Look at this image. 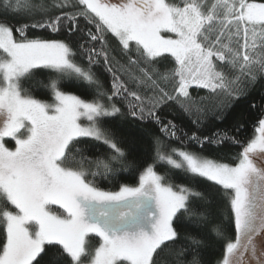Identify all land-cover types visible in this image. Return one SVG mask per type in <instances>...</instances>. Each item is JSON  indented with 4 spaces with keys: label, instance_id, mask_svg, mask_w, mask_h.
Wrapping results in <instances>:
<instances>
[{
    "label": "snow or ice",
    "instance_id": "snow-or-ice-1",
    "mask_svg": "<svg viewBox=\"0 0 264 264\" xmlns=\"http://www.w3.org/2000/svg\"><path fill=\"white\" fill-rule=\"evenodd\" d=\"M258 89L264 0H0V264H264Z\"/></svg>",
    "mask_w": 264,
    "mask_h": 264
},
{
    "label": "trees",
    "instance_id": "trees-1",
    "mask_svg": "<svg viewBox=\"0 0 264 264\" xmlns=\"http://www.w3.org/2000/svg\"><path fill=\"white\" fill-rule=\"evenodd\" d=\"M81 24H83V21H81ZM43 35L47 36L46 33H44ZM48 38H62V37L49 36ZM97 47H99V45H97ZM112 47H115L114 42H112ZM97 71H98V75H100L101 80L105 82V85L107 87L110 84V79H111L110 76L103 71L102 67L98 68ZM258 91H264V89H258ZM204 94L205 93L203 91L200 92V95H204ZM37 95L41 96V98H45V99L48 98L47 96H42L40 92H37ZM257 99H259V96H257ZM169 118H171V117H169ZM177 123H182V125L186 126V127L188 126V122L186 119H184L183 121L177 120ZM137 127L144 128L146 133L149 135L155 131V129L149 124L140 125L137 122ZM219 127L228 128L229 125H227V124L219 125ZM211 130L214 131L215 129H211ZM204 134H210V131L206 130ZM251 135H252L251 128H249L246 132L241 134V138L242 139L246 138V137L250 138ZM8 143L13 144L14 142L9 140ZM144 143L147 144V139H145ZM192 150H198V148H196L195 146H192ZM238 151H239L238 148L233 147L231 149L225 148V149H220L218 151L217 150H209V151L205 152V155H208L210 157H218L220 155H225L226 153L230 154V155H235V153ZM225 158H226V162H231V161L227 160L226 156H225ZM175 179L178 183L182 182L179 177H177ZM120 182L121 183H128V184H135L136 181H135V178L133 176L126 175L125 177H123L121 179ZM99 183H100V186L103 188L111 187V185L107 184L104 181H99ZM225 207H226V205H225V202L223 200V197L221 195L217 194L215 197V202H214V211L217 214L216 222H219L221 219H223ZM227 227H228V232L230 233V235L234 239L235 238V230L231 225L230 219L227 222ZM220 254H221V252L219 250V245H217L213 242V244L206 251L205 260L208 262V264H214V261L219 257Z\"/></svg>",
    "mask_w": 264,
    "mask_h": 264
},
{
    "label": "rangeland",
    "instance_id": "rangeland-1",
    "mask_svg": "<svg viewBox=\"0 0 264 264\" xmlns=\"http://www.w3.org/2000/svg\"><path fill=\"white\" fill-rule=\"evenodd\" d=\"M9 146H12V144L9 143Z\"/></svg>",
    "mask_w": 264,
    "mask_h": 264
}]
</instances>
